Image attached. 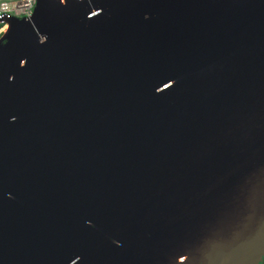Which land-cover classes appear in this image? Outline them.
<instances>
[{"label": "water", "instance_id": "obj_1", "mask_svg": "<svg viewBox=\"0 0 264 264\" xmlns=\"http://www.w3.org/2000/svg\"><path fill=\"white\" fill-rule=\"evenodd\" d=\"M0 39V264L264 258V0H38Z\"/></svg>", "mask_w": 264, "mask_h": 264}, {"label": "built area", "instance_id": "obj_2", "mask_svg": "<svg viewBox=\"0 0 264 264\" xmlns=\"http://www.w3.org/2000/svg\"><path fill=\"white\" fill-rule=\"evenodd\" d=\"M37 3L38 0H0V39L4 36L11 20L30 19Z\"/></svg>", "mask_w": 264, "mask_h": 264}, {"label": "bare ground", "instance_id": "obj_3", "mask_svg": "<svg viewBox=\"0 0 264 264\" xmlns=\"http://www.w3.org/2000/svg\"><path fill=\"white\" fill-rule=\"evenodd\" d=\"M5 30H6L5 34L8 35L11 31L10 23H9V26H7Z\"/></svg>", "mask_w": 264, "mask_h": 264}, {"label": "flooded vegetation", "instance_id": "obj_4", "mask_svg": "<svg viewBox=\"0 0 264 264\" xmlns=\"http://www.w3.org/2000/svg\"><path fill=\"white\" fill-rule=\"evenodd\" d=\"M258 264H264V258Z\"/></svg>", "mask_w": 264, "mask_h": 264}]
</instances>
